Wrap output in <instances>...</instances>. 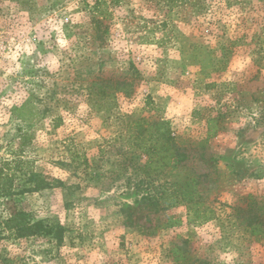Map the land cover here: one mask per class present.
Returning <instances> with one entry per match:
<instances>
[{"label": "rangeland", "instance_id": "rangeland-1", "mask_svg": "<svg viewBox=\"0 0 264 264\" xmlns=\"http://www.w3.org/2000/svg\"><path fill=\"white\" fill-rule=\"evenodd\" d=\"M96 1L0 0V264H264V0ZM140 119L180 166L146 168Z\"/></svg>", "mask_w": 264, "mask_h": 264}, {"label": "trees", "instance_id": "trees-1", "mask_svg": "<svg viewBox=\"0 0 264 264\" xmlns=\"http://www.w3.org/2000/svg\"><path fill=\"white\" fill-rule=\"evenodd\" d=\"M104 6L105 3L103 1H96L95 9L100 15L102 13L100 12L101 7ZM145 123V119L134 122L133 126L138 131L132 137H134L135 147L147 158L146 168H150L154 173L160 174L166 169L180 166L185 161V156L179 153L177 138L171 124L166 121H155L153 124ZM217 135V127L208 126V139ZM195 183V180L191 179L186 181L183 186L190 188L191 184ZM180 195L187 205L189 214L195 218H201V205L194 202V193L184 189ZM180 223L181 220H173L172 217H169L168 222L164 225L166 229H171ZM6 226L13 231L15 237L20 239L53 234H56L61 239L60 232L57 234L53 227L46 225L42 221H33L27 213L22 211L14 212V215L7 221ZM254 229L257 231L253 232L254 235H263L261 225Z\"/></svg>", "mask_w": 264, "mask_h": 264}]
</instances>
